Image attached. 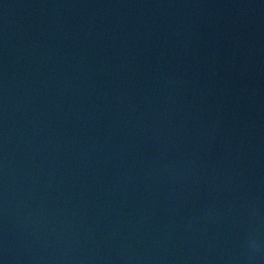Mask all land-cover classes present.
<instances>
[{
  "label": "water",
  "instance_id": "water-1",
  "mask_svg": "<svg viewBox=\"0 0 264 264\" xmlns=\"http://www.w3.org/2000/svg\"><path fill=\"white\" fill-rule=\"evenodd\" d=\"M0 264H264V0H0Z\"/></svg>",
  "mask_w": 264,
  "mask_h": 264
}]
</instances>
